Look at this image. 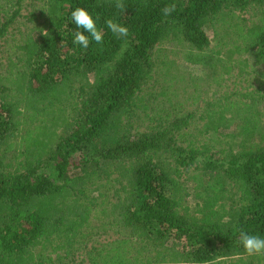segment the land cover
I'll return each instance as SVG.
<instances>
[{"label": "trees", "instance_id": "obj_1", "mask_svg": "<svg viewBox=\"0 0 264 264\" xmlns=\"http://www.w3.org/2000/svg\"><path fill=\"white\" fill-rule=\"evenodd\" d=\"M122 3L123 11L116 0H15L14 10L0 8V40L17 18L37 32L0 74V264H97L76 261L92 221L121 238L113 256L131 253L129 264H264L239 243L241 230L264 237V88L220 90L247 82L251 63L264 77V0ZM77 7L99 17L101 44L90 36L87 49L73 44ZM224 14L247 17L252 45L212 54L206 28ZM108 19L128 35L113 34ZM165 39L187 44L188 61L220 80L201 111L131 133L125 119L147 110L143 93ZM210 135L217 150L199 140Z\"/></svg>", "mask_w": 264, "mask_h": 264}, {"label": "rangeland", "instance_id": "obj_2", "mask_svg": "<svg viewBox=\"0 0 264 264\" xmlns=\"http://www.w3.org/2000/svg\"><path fill=\"white\" fill-rule=\"evenodd\" d=\"M14 2L15 0H0V8L5 9L11 6L10 10H14L12 6ZM26 13V10L22 11L23 15ZM225 14L206 28L210 39L209 50L212 54L219 50L224 51L234 44L246 48L254 43L253 38L246 33L250 26V21H246L247 17H243L245 23H240L238 18L232 21ZM35 33L37 32L34 30V25L23 18H17L16 22L9 27L6 37L0 40V74L2 76L7 69V58L13 59L15 55H20V52L15 50L19 42L21 44V41H25L28 36ZM190 51L191 49L184 42L168 39L156 47L154 77L143 93L147 110L134 111L125 119L124 126L131 133L148 131V129L158 130L164 127L162 120H173L191 110L201 111L203 101L212 95V88L219 82L220 77L210 81L208 74L188 61ZM243 58H250V53H243ZM191 59L194 60V58ZM251 70L254 74L247 82L243 81V78L236 80L234 84L229 81L221 87L222 94L225 95L229 91L244 94L254 87L264 88L261 65L251 63ZM200 128L201 126L198 129L194 126L193 133L196 135ZM215 138V135H210V138L199 136L201 143L207 142L217 150L219 145L210 142V139ZM167 153L168 151L164 149L163 156ZM99 225H101L100 222L92 221L86 230L90 238L83 246L80 243L75 245V249L80 250L76 261L82 257L85 259L90 257V260L97 264H129L125 261L131 253L120 258L121 261H118L115 255L113 256L114 245L112 244L121 238L118 239L115 235L110 236L112 232L108 230V233H105ZM109 251L112 252L107 257Z\"/></svg>", "mask_w": 264, "mask_h": 264}, {"label": "clouds", "instance_id": "obj_3", "mask_svg": "<svg viewBox=\"0 0 264 264\" xmlns=\"http://www.w3.org/2000/svg\"><path fill=\"white\" fill-rule=\"evenodd\" d=\"M116 8L125 9V5L122 3V0H116ZM176 10V4H168L163 8V13L165 16L170 15ZM99 17L93 18L92 14L83 7H77L71 12L72 22L76 25V30L73 31L74 39L73 44L81 45L83 48L87 49L90 44L89 36L91 41H94L97 44L103 42V33L97 27L96 20ZM107 27L111 30L113 34L119 37H126L128 35L129 29L126 26H123L112 19L105 21ZM84 30L83 32L81 31ZM86 32L88 35H85ZM47 33L45 32V34ZM239 243L243 247L245 253L249 256L252 255H264V237H261L258 234H251L244 230H241L239 233Z\"/></svg>", "mask_w": 264, "mask_h": 264}]
</instances>
